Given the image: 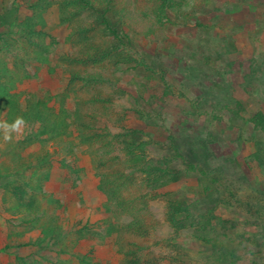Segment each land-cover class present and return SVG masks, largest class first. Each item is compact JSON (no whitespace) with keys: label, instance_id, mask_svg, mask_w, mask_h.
Masks as SVG:
<instances>
[{"label":"rangeland","instance_id":"rangeland-1","mask_svg":"<svg viewBox=\"0 0 264 264\" xmlns=\"http://www.w3.org/2000/svg\"><path fill=\"white\" fill-rule=\"evenodd\" d=\"M61 1L0 0V16L9 12L0 34L11 38L9 44L0 41V68L7 66L9 76L1 80L10 81L18 105L0 108V120L12 122L22 116L27 121L23 135L12 142L5 143L0 137V264L61 260L79 264L88 256L90 264H124L122 250L128 248H123L122 240L135 242V236L131 231L122 239L106 235L105 222L111 215L103 211L105 200L99 185L104 180L99 173H109L112 182L124 181L121 195L132 201L136 212L123 215L117 211L122 215L120 225L133 218L141 222L132 257L143 263L161 258V264H210L204 255L206 244L190 236L189 230L177 233L167 219L169 201L201 194L194 177L168 185L164 194L161 190L152 193L144 182L146 174L128 166L124 142L133 138H119L111 148L101 146L104 139L85 146L71 129L75 125L65 133L51 134L42 145L34 139L40 126L25 116L26 103L45 101L55 114L60 109L72 112V120L79 110L84 120H88L85 114L97 110L94 125L98 133L105 129L123 135L133 124H148L151 136L140 135L151 144L146 148L147 160L165 154L172 137L182 143H190V137L210 140L211 165L227 157L237 159L234 171L225 168L226 178L240 185L242 199H250L255 183L264 190L263 175L253 170L255 162L247 161L253 143L238 140L251 134L247 122L258 111L264 113V0H175L178 7L163 24H157L152 15L154 0H117L119 13L112 21L123 24L121 30L129 35L124 41L113 38L104 26H92L94 13L70 16ZM14 5L18 7L15 11ZM11 21L15 25L9 32ZM102 51H111V55L99 59ZM90 74L102 79L88 86L78 78L72 82L74 75ZM94 95L110 102L93 105ZM203 96L221 105L201 116L197 104ZM212 112L218 119H212ZM41 137L49 138L47 134ZM130 172L133 182L121 177ZM14 185L25 191V200L34 196L43 210L39 220L21 225L26 213L12 207ZM203 207L202 221L208 228L225 230L242 242L233 248L238 249L237 258H227L224 264H264V232H259L246 212L216 208L209 202ZM248 238L256 239L255 244ZM7 246L11 249L4 250Z\"/></svg>","mask_w":264,"mask_h":264},{"label":"trees","instance_id":"trees-1","mask_svg":"<svg viewBox=\"0 0 264 264\" xmlns=\"http://www.w3.org/2000/svg\"><path fill=\"white\" fill-rule=\"evenodd\" d=\"M177 4L178 3H176L175 0H154L152 15L154 16L156 23L163 24L164 22L169 21V14L176 10L178 7ZM61 5L64 10L70 13V16L79 14L81 15L86 12L94 13L95 18L93 20L92 26H104L105 29H107L111 33V36L115 39L120 38L123 41L124 38L129 39V35L126 33V31H124V29L121 30V26L123 28V24H115L112 21L113 18H116L117 14L119 13L117 10V0H62ZM31 6H33L32 8H37L34 7L36 5L32 4ZM17 8V5L12 6L13 11L17 10ZM8 13V10H5V12L0 16V25L3 24L4 17ZM14 25L15 22L13 21L9 23V32H11ZM27 28L32 29L31 25H27ZM27 36L28 33L25 37ZM10 39L11 38L9 34H0V41L7 42H4L5 44H9L8 41H10ZM101 53L102 54L99 56V59L111 55V51H102ZM7 69V66H1L0 68V108H4V105L8 104L15 107L18 106L14 104L15 101L13 98L16 95L13 93L14 90L10 87V81L2 82L1 80L2 78H9ZM251 71L255 73V67H252ZM252 77L253 76H250V79ZM75 78L81 80L84 83V86L94 83L97 84V82L102 79L100 75L95 74H90L88 76L74 75L72 82ZM199 99L200 104H197V102L196 104L199 106L198 109L201 110L199 113L201 116L207 115L210 108L216 109L218 108V105H221V102L215 99H213L215 101L214 104L210 103L211 100L209 99V96H203ZM1 101L4 103L1 104ZM90 102L93 105H97L101 102H105V104L109 103L110 100L101 98L99 95H94ZM26 104L25 116L40 126V132L36 135L37 137H34V139H37V141L40 140L39 142H42V145L45 144L46 140L48 141L52 138L51 134L56 136V134L59 135L61 132L65 133L66 129L70 128L72 125L77 126L76 129L75 127H71V129H73L72 131H77L81 143L85 146L95 145L100 139H104L106 143L101 144V146H104V148L106 146L111 148L112 144H114V141H118L119 138H133L132 141L126 140V142H124L126 144V154L129 156L128 166L135 168L132 169L133 172L138 169L140 172L146 174L144 182L146 183V187H148L149 190H152V193L157 192L158 190H161L162 192V190H165L168 185L178 182L183 178L194 177L195 180H197L198 188L202 191L201 194L200 192L195 193L196 198L194 199L183 198V200L175 199L169 201L167 219L177 233L183 232L184 230H189L190 236L198 238L204 242V244H206L208 251H206L204 255L208 263L224 264L227 258H237L236 252L238 249L236 250L233 248L239 247V244L242 242L233 239L225 230H212L205 225L206 222L202 221V218L206 215L204 214L205 209L203 206L207 202L213 204L216 208L233 207L243 210L246 212L247 216L250 217L252 222L258 224L260 227L259 232H264V190L258 186V183H255V187L251 186V188H254V195H252L250 199H242L238 195V192L242 190L239 187L240 185L238 186L232 177L229 176L230 178H226L227 171L225 169L230 168L234 171V166H236L235 162L238 160L227 157L225 160H223V163L213 167L211 165L212 163L209 161V154L212 155V150L210 148L211 146L208 145L211 143L210 140L206 142L204 139H201V137L196 139H192L190 137V140H192L190 143H182L178 138L172 137L171 141L168 143L169 147L166 148L165 154L159 153L155 159L151 158L147 160L145 158L146 148L148 145L151 146V144L147 141H143L140 135L146 134L147 136H151L147 132V128L149 127L148 124H146V126L143 125L142 127L144 128L133 124L131 125V129H129L128 132L123 135H112L108 130L105 129L102 133H98V130L94 125L96 119L99 116L97 110L92 114H85L86 117L84 116V118L88 120L83 119V113L79 110L75 114L76 120H72L69 119L73 116L72 112H69L65 109H60V112L55 114L52 111V108H50L45 101L33 102L32 100H29ZM212 113V119H218L219 115H217L215 112ZM247 124L251 125V134L248 137H245L244 140L241 138L242 141H238L241 143H253L254 150L247 161H252V163L255 162L257 164L256 169H253L254 167L251 168L253 170L259 171L261 175H263L262 179L264 180V113L262 111H258L250 119V121L247 122ZM238 130L241 133L240 136L243 137L244 135L242 133V128H238ZM45 134H47L49 138L46 139L41 137ZM121 142L123 141L121 140ZM117 159L118 157H114V160ZM247 161L246 166L249 167L250 163ZM133 172L128 174L121 173V177L125 178L129 182H133ZM76 174L78 177L77 179L82 177L79 171L76 172ZM99 175H101L104 180L99 185L101 190L100 192L104 196L103 200H105L103 211L106 210L111 215V217L107 218V221L105 222L108 231L106 235L114 236L115 234V236L122 239V237L125 236L128 231H131L130 233L135 236V240L137 241V234L139 232V228L141 227V222L139 223V221L133 218L132 221L127 225H120L121 221L118 218L119 216H122L121 214L133 215L136 212L131 205L132 201L123 199V196L121 195L122 188L125 186L123 183L124 181H121V183L112 182L111 178H109V173H99ZM13 188L15 190L16 199L12 207L15 208L18 213H26V217L21 225L28 222L33 223L34 220H39L42 216L43 210L41 207L36 205L37 203L34 199V196L25 200V191L21 190L17 185H14ZM162 194L164 193L162 192ZM155 196L160 195L156 194ZM117 211L121 214H119ZM24 221L26 223H24ZM197 225H199V227ZM210 233H214V236L211 237ZM255 240L256 239L248 238L246 241L255 244ZM117 241L120 245L119 240ZM122 241L123 242L121 245L123 248L124 246L128 248V251H125V248L123 250L121 249L126 259L124 264H161V258L156 259L154 263H143L141 260L132 257L131 255L136 254L137 250L133 248H135L138 244L135 243L136 241L131 242L127 239H123ZM60 242L63 241L61 240ZM57 244H59V242ZM22 246L26 247L30 245L23 244ZM244 246L247 247L249 245L245 243ZM7 249H11V247L7 246L4 250ZM41 249L45 250L46 246L41 247ZM248 250L250 251V249ZM88 257L87 260L83 258L80 259L79 264H90ZM65 263L62 260L57 261V263L55 261L49 262V264ZM234 263L235 261H233V264Z\"/></svg>","mask_w":264,"mask_h":264},{"label":"clouds","instance_id":"clouds-1","mask_svg":"<svg viewBox=\"0 0 264 264\" xmlns=\"http://www.w3.org/2000/svg\"><path fill=\"white\" fill-rule=\"evenodd\" d=\"M27 128V121L22 116H17L12 122L0 120V137L5 143H10L14 138L23 135Z\"/></svg>","mask_w":264,"mask_h":264}]
</instances>
